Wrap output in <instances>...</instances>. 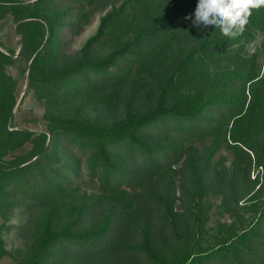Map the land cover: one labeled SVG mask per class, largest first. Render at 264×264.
<instances>
[{
	"label": "trees",
	"instance_id": "16d2710c",
	"mask_svg": "<svg viewBox=\"0 0 264 264\" xmlns=\"http://www.w3.org/2000/svg\"><path fill=\"white\" fill-rule=\"evenodd\" d=\"M71 1L78 24L84 4L94 0ZM47 2L52 0H0V14L16 15L37 93L73 97V115L66 118L62 108L55 119L49 111L48 129L89 150L88 175L99 178L103 189L79 194L61 225L58 202L66 189L52 172L41 191L50 201L38 221L45 233L17 264H45L50 246L65 240L79 251H62L70 264H264V67L248 46L264 32V7L253 10L244 31L229 38L218 30L199 32L185 20L196 0H122L103 15L97 32L61 73L45 78L60 18L43 20L38 9ZM106 36L113 49L90 59L96 41ZM8 60L0 50V71ZM120 60L127 62L119 67ZM222 128L234 153L224 169L212 164V147L200 151L184 142ZM25 133L8 130L0 116V142L26 140ZM42 137L33 156L45 152ZM30 155L0 162V187L39 177L37 169L27 173L35 166ZM214 179L229 222L219 224L215 242L202 247L203 197ZM124 182L129 191L121 188ZM178 199L182 210L174 208ZM78 224L84 229L73 231ZM5 252L0 242V253Z\"/></svg>",
	"mask_w": 264,
	"mask_h": 264
},
{
	"label": "rangeland",
	"instance_id": "374dc122",
	"mask_svg": "<svg viewBox=\"0 0 264 264\" xmlns=\"http://www.w3.org/2000/svg\"><path fill=\"white\" fill-rule=\"evenodd\" d=\"M25 1L32 3L34 0ZM121 1L94 0L89 5L85 3L81 12L82 20L78 24L75 21V8L70 7L71 0H52V2H47L42 7L43 9H38L43 14V20L45 16L60 15L57 24H55L57 26L50 48V63L46 67L44 77L50 78L59 75L66 67V62L72 57H76L88 38L97 32L103 15L113 5H118ZM33 6L32 4L29 8L33 9ZM66 6L70 7L67 13L60 14ZM16 24V15L12 11L6 10L0 14V50L9 58L0 71V116L4 119L8 130L26 131L27 138L26 140L16 138L9 142H0V162L6 165L8 162L11 164V161L29 158V153H31V161L35 162V166L27 173L29 175L37 174L38 171L39 177L36 179L29 176L25 184L20 180L0 187V242L6 251L0 253V264H17L18 260L30 256L33 244L44 235L45 232L39 228L38 221L41 218L42 210L48 207L50 201L41 198V191L44 183L51 178L52 172L57 179L64 182L66 189L62 194L63 198L58 202L61 213L64 214L59 222L61 225L67 223L70 207L75 204L74 201L79 194L100 193L103 189L99 178H92L88 175L86 158L89 150L68 142L63 133L49 131V120L45 115L51 111L52 117L57 119L61 116L62 112L60 113V111L63 108L66 109V118H69L73 115L74 100L69 95L56 97L51 94L42 96L37 93L35 85L29 77L31 59H28L27 54L22 51L21 34L17 33ZM263 40L264 32L258 31L255 39L248 45L250 52L257 51V62L261 66V70L264 67V49H261ZM111 49H113L112 40L107 36L101 37L93 46L89 58H103ZM126 62L118 61L119 67H122ZM61 94H65V91H62ZM9 95L12 96L11 105H9L11 101L8 98ZM82 114L88 116L89 112L83 111ZM42 134L46 136V149L41 156L36 157L33 156L32 147L36 144L40 145L43 139ZM184 142L195 146L200 151L212 147L210 160L220 169L229 168L234 159L232 149L225 143L223 128L206 137L196 136L191 140H184ZM28 162L27 160L24 164ZM175 165H179V163ZM177 169L178 167L175 166L173 173L176 186L180 179ZM256 171H251V178ZM217 182V179L211 182L203 197L204 221L202 228L205 232L200 240L202 247H207L215 242V230L219 224L229 222V214L221 205L222 195L215 190ZM121 188L128 191L131 189L126 182L122 183ZM178 194L179 191H176L175 197ZM174 208L182 210L179 199L174 202ZM80 229H84V227L79 224L72 228L73 231ZM63 250L66 253L68 251L79 252L76 245L70 244L66 240L54 242L49 248L50 260L45 264H70V258H64L67 256L66 253H62Z\"/></svg>",
	"mask_w": 264,
	"mask_h": 264
},
{
	"label": "clouds",
	"instance_id": "9594fccd",
	"mask_svg": "<svg viewBox=\"0 0 264 264\" xmlns=\"http://www.w3.org/2000/svg\"><path fill=\"white\" fill-rule=\"evenodd\" d=\"M264 7V0H196L195 10L186 15L192 28L218 30L224 36L234 38L249 23L253 10Z\"/></svg>",
	"mask_w": 264,
	"mask_h": 264
}]
</instances>
